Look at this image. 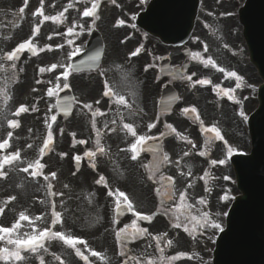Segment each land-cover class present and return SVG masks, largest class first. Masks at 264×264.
<instances>
[{
    "label": "snow or ice",
    "instance_id": "1",
    "mask_svg": "<svg viewBox=\"0 0 264 264\" xmlns=\"http://www.w3.org/2000/svg\"><path fill=\"white\" fill-rule=\"evenodd\" d=\"M27 2L28 0H25V7L27 6ZM85 3L88 2V0H84ZM113 3H115V0H112ZM101 4V0H91V7H86L82 13V15L84 17H95L96 19H98L99 17L97 16V11L100 7ZM69 8L73 7V4L69 3L68 5ZM43 0H41V7L37 10L36 13H34V15H43ZM20 12L23 13L24 12V7L20 8ZM63 17V13L58 14L57 17H49V16H44V20H57L59 21L61 18ZM119 24H124V21L121 20L119 21ZM134 27V26H133ZM36 32L39 31V28L37 27L35 29ZM73 27H69L67 29V34L68 35H72L73 34ZM69 43H72V41H69ZM28 50L29 52H32L33 54L36 53V48L35 46L31 43V40L29 41H25L20 43L15 49H13L11 52L6 53L4 56H0V60H8V61H15L17 59H19L21 53L24 50ZM207 49L205 48V51ZM41 51H43V49H41ZM82 51V49L80 47H76L74 49V51L69 55V60H71L73 57H75L76 55H78L80 52ZM140 54V50L137 49L136 51H133L132 53H130V57L131 56H138ZM198 55V54H197ZM101 54L100 53H96L94 56H89L87 58V60H81L78 64L75 63H68V64H60L59 68H62L63 71H61L59 73V75L56 77V86L54 88H49L47 90V96L48 97H56V101L55 104L53 105L54 108H56L59 112H62L64 115H69L71 113V110L73 108V105L76 103H79V101L77 100V98L75 96H65L62 99L60 98V92L65 90V89H70L71 85L69 83V77L70 75H72L73 72H79L80 68L82 65L89 63V61L95 62L97 60L100 59ZM209 65H211L212 67L217 68L218 71L221 72H225L226 73V77H234L237 81L241 80V77L235 72V71H227L224 68H220L218 65L215 64V62L211 59V57H209L207 59V62L205 63V67H208ZM58 67V65L56 63H53L49 68H41L40 72L43 73L45 71L48 72H52L54 70H56ZM12 68H15V64H12ZM0 70H3V65H0ZM145 70H147V67L145 68ZM192 75H195V73H193ZM61 77L63 78V82H62V87H61ZM187 80L192 81V76L189 75L186 77ZM39 82V81H38ZM48 83H51V81H48ZM200 84V85H208L211 84V80L210 79H200L198 81L193 82V86H195V84ZM240 87V83L236 84V88ZM216 88H219V86H214V90H216ZM106 89H107V85H106ZM220 92H222L224 95L228 96L229 99H233V93L235 92V89H220ZM219 94V93H218ZM104 95L108 96V95H113V93L111 92L110 89L106 90ZM97 103H99V101H97ZM117 103L124 105L125 107H131V105L128 104L126 98L124 96H119L117 99ZM85 108H88L89 110H91V104H87L85 103L83 105ZM33 111H36L37 109L33 108ZM29 111L28 106L26 105H20V107L17 109V111L13 114L15 116H20L22 113H26ZM51 111V109H50ZM184 112H188V109H184ZM196 109L192 108L191 112L196 113ZM103 115V113H93V116L95 115ZM240 115L242 117H244V113L243 111L240 112ZM197 119H199L198 114H197ZM246 118V117H245ZM57 119L56 115H52L50 117V120L54 123ZM8 127L9 128H17L19 127V123L16 120H9L8 122ZM47 123V121H46ZM113 123H115V121H113ZM159 123V119H157L156 122L150 123L148 124V130L151 131L154 127H156V124ZM165 128L171 129L172 132H176V129L172 126V125H168L165 124L164 125ZM201 126H203V122L201 121ZM47 127L49 129L48 134H47V138L44 140L43 143V147L40 148V153L41 156H43V154L46 152V150H50L49 146L53 143L54 141V137H53V133H52V123H47ZM93 127L95 128V121H93ZM105 127H107V124L105 125ZM123 129H126L128 133L131 134L132 137L135 138V141L133 143H131L130 147H129V151H131L132 156L131 159L132 160H137L138 155L143 152V151H149L152 153L156 152L155 148L149 147V148H145V145L148 144V142L150 140L156 139V137L153 136H149L146 134H138L135 127L132 124L129 123H123ZM115 129H113L114 131ZM204 131L206 133L212 134L210 137L207 138V140H221L224 141V137L221 135V131L219 128H217L215 125L213 126H208V127H204ZM97 141H96V151H86L84 153L85 157H88L90 160L92 158H94L97 154V152H99L100 154H105V148L100 144V131L97 129ZM12 132H8L7 136L8 139H4L2 141H0V150H5L7 148H9L11 145L9 143L10 139L12 138ZM75 135V134H73ZM163 135V134H161ZM178 137H181V134L177 133ZM188 143L192 144L193 147H195V144L189 140L187 141ZM80 144H84L86 143V141H79ZM224 143L226 144L227 141H224ZM28 147H31V145H28ZM233 152V149L229 146L228 147V155L230 156ZM190 153L189 152H184V156H188ZM66 153H62L61 156H66ZM198 155L204 156L205 152L204 151H200L198 153ZM159 163L157 164L155 169H152L151 172L152 174L149 175V179H154V173L155 171H159V167L161 164L163 163H172L170 157L168 154H163L162 157H159ZM74 160L79 163L81 160V157L79 155L74 157ZM20 163H24V161L21 160V153L20 150H17L15 152H12L8 155H3L0 156V177H4L7 174L3 171V169L5 168V166H11V165H18ZM225 163L224 159H220V160H212L211 164L212 165H216V164H220L223 165ZM176 164L179 165V161H176ZM93 168H95V165H92ZM45 167V165L40 163V160H36L33 162H28L26 167H23L22 170L25 173L29 172L30 168H34L35 170L32 171L30 173L31 176L36 177L41 175V169ZM145 167H147L145 165ZM183 175V173H181ZM53 179H55L56 177V173H50L49 174ZM188 175H191V172L189 171ZM45 180H48V176L44 177ZM227 179V177L225 178ZM161 180L166 183V184H174V178L173 177H161ZM101 181L104 182V186L107 188L108 184L107 181L105 180V178L103 176L100 177V180L97 181V183H100ZM65 187H67V185H65ZM188 187H191V184L188 185ZM51 188L52 185L49 184L48 185V189H49V194L50 195H63L62 193H53L51 192ZM157 194L159 195L160 189H156ZM109 196H114L115 197V201H116V210L117 213L127 210L128 212L133 213L139 220H143V221H148L151 222L154 218L153 215H149L146 213H142L136 210V207L134 205V203L129 199L128 195L123 192L120 191L119 189H117L115 192L109 190V192L107 193ZM175 196V192L174 191H169L166 193V195L164 197L161 198V206L163 205V203L165 202V200H172ZM123 198V199H121ZM228 197H224V199H227ZM15 197H10L9 200H14ZM186 199H187V192L186 190L181 192L179 194V203L173 205V207L171 209H166L165 212H173L174 216H175V222L173 224L174 227L176 228H181L182 227V223H181V216H185L187 218L188 215H190V213H185L184 209L186 207H190L186 204ZM198 203L200 204H205V201L201 198L198 200ZM4 209L0 208V213H3ZM52 221H51V227H46L43 230L39 231L38 233L36 232L35 229H33V234H25L24 238H21L19 236H17L16 238H12V234L17 232L21 225L22 221H28L29 222V226H32L33 223V218L29 217L28 215H26L24 212H21L19 214V218L18 220H16L13 225L11 227H5V226H0V241L5 240L6 235H7V244L9 245H14L13 249H9L8 247H2L0 248V260H9V259H14L15 261H22L25 258L21 255L22 251H31L33 253L37 252L39 249L44 248V241L46 239H53V238H58L60 240H62L64 242V244L74 248L76 250V255L80 256L82 259H84L85 261L88 260L87 256H84L80 249L77 248L76 246L78 244H83L85 245V247H88L87 245V241L80 239L78 237H74L71 235H65L63 232H58V231H53L52 229L58 224V223H62V219H61V213L57 212L55 210V203H52ZM36 220H41L42 217H36ZM192 220H196L197 224L199 225L200 228H211L213 230H219L221 232L224 231L223 227L221 226L220 223L216 222L215 220H213L211 218L210 213L208 212H203L201 214V218H197L195 216L191 217ZM114 223H118L117 221H113ZM132 227L134 229V232L131 233V237L132 239H135L137 234L140 233H147V229L144 228H137L136 227V221L134 220L132 222ZM183 230L185 232H189V229L187 227H183ZM189 234H191L189 232ZM130 235L127 232V226H125V228L122 229H118L116 232V236L117 239L120 240L125 236ZM164 235L166 236L167 233H164ZM153 239L156 240L157 242V247L159 248V241L161 239L160 236H153ZM131 242V241H130ZM172 241L169 240L168 244L171 245ZM45 251H47V249H44ZM89 251L91 252V255L94 257H98L101 260H107V258L100 252H97L95 250L89 249ZM161 253L163 252V249H160ZM119 255L120 256H126V251L124 248H121V250L119 251ZM186 254L181 253L176 257H171L168 259V264H171V260L174 259H178L181 256H184ZM56 259H59V257H55ZM190 258V257H189ZM128 259L131 260H136L137 264H140L139 260L132 256V257H128ZM128 259H125L123 261V264H128ZM161 259L163 260V257H161ZM41 264H43V261H41ZM61 264H63V262H61ZM146 264H156V262L152 259H148L146 261Z\"/></svg>",
    "mask_w": 264,
    "mask_h": 264
},
{
    "label": "rangeland",
    "instance_id": "2",
    "mask_svg": "<svg viewBox=\"0 0 264 264\" xmlns=\"http://www.w3.org/2000/svg\"><path fill=\"white\" fill-rule=\"evenodd\" d=\"M221 0H217V2H220ZM238 4H240L241 0H237ZM208 2H215V0H202V17L201 20L203 21V15L207 16V3ZM236 5H232L230 9H228V12H231L230 14L225 12V15L221 14V16H235L236 17ZM232 18V17H231ZM229 33L234 35V39L237 40V48L236 51L239 54H242V38L240 36V27L238 26V23L236 24L235 28H232ZM201 33L198 32L197 39L198 41L200 39H203L206 41L205 37L198 38ZM225 45V44H224ZM207 50L200 51L201 55L206 56L207 58L211 57V59L218 63L217 60H221V57L224 55V50L217 49L214 50L211 49L210 45H206ZM235 51V50H234ZM2 61V60H0ZM29 60L24 61V63H28ZM6 65L3 66V70H0V141L4 139H8V132H12V138L10 139V147L5 149L4 151L0 150V156L8 155L12 152H15L17 150H20L21 153V160L24 161V163H20L18 165H11V166H5L3 171L7 174L4 176V179L11 180L12 187H14V192L16 193L15 196H7L6 194L0 192V206L7 207L6 205H10V211H12V214L15 215V217L12 219V222L9 227L13 225V223L18 220L19 214L21 212H24L27 215V210L24 211H17L18 210V203L26 202L28 196L26 193V184L29 186L31 185V203L33 204L34 210L31 212V215L29 217L33 218L32 226H29L28 221H22L20 229L12 234V238H16L17 236L24 238L25 234H33V229L36 230L38 233L39 231L43 230L46 227H49V224L52 219L51 215V209L49 208V205L51 206L53 201L50 200L49 197V189L48 185L52 183L51 192L53 193H62L63 195H55L54 197L58 198V203L55 202V210L59 213L64 214L62 208L59 206L62 204L64 200H69L68 205L72 210H74V214L76 215L77 221L79 216L83 217L82 223H84L85 227L83 228V231L90 230L91 232L94 230L97 222L98 224L101 222H105L107 220L108 223L111 219V215H113V206L115 202H108L105 201L108 199V196L101 197V195H97L95 193V190L93 188L92 184H88L82 180L81 177L76 178L71 174L70 167H67V165L60 159V156L62 154L61 144L63 140V134L62 131H60L58 137L56 138V147L52 150L50 154L44 153L43 156H41L40 148L43 147L44 140L47 138L48 134V127L47 123L48 120L52 115L56 113L55 108L53 107L54 103L52 99H48V104L45 101L44 94L40 96L39 100H36V97H32L31 102H28L26 98L20 99L18 98L15 100L13 95H9L7 97V89L12 86L14 83L19 82V79L21 78V73L18 71L17 67L12 68L8 63H5ZM1 65V64H0ZM25 68V64L23 65ZM34 69H32L33 71ZM43 91V89H42ZM23 93V90L22 92ZM13 103H10V102ZM23 101V102H22ZM20 105H26L29 108V111L26 112V114L22 113L20 116L13 115L17 109L20 107ZM37 109L36 111H33L32 109ZM51 109V111H50ZM32 119L31 122L25 127L24 123L26 122V119H29L28 116ZM9 120H16L19 123V127L13 129L8 127V121ZM47 121V123H46ZM62 127V123H60V117L58 120V129L56 131L52 130L53 135H57L59 130ZM28 145H31V147H28ZM10 148L12 151H10ZM33 151L31 154L28 153L29 151ZM36 160H40V163L45 165L40 171L41 175L33 177L30 175L32 171L35 169L32 168L28 173L23 172V167L27 166L28 162H33ZM63 169V171H62ZM56 173L60 172V175H63L62 177H55L53 179L49 174L50 173ZM25 174V176H24ZM48 176L51 179L48 178V180H45L44 177ZM63 180H62V179ZM68 181V182H67ZM67 185V187H65ZM8 187H10L8 185ZM10 197H15L14 202L9 203L7 200ZM101 199V200H99ZM59 204V206H58ZM32 210V209H31ZM5 212V211H4ZM79 212V213H78ZM81 215H78V214ZM101 215V216H100ZM36 217H42L41 220H36ZM50 221V222H49ZM100 223V224H101ZM1 224V221H0ZM99 224V225H100ZM81 227V226H80ZM95 231H93L91 234H93ZM65 235H68L72 233L69 229L64 230L63 232ZM73 234H75L73 232ZM7 235L4 240L6 243L3 247H10L12 245L7 244ZM51 239H46L44 241V247L48 246V241ZM42 251L37 252V257H44Z\"/></svg>",
    "mask_w": 264,
    "mask_h": 264
},
{
    "label": "flooded vegetation",
    "instance_id": "3",
    "mask_svg": "<svg viewBox=\"0 0 264 264\" xmlns=\"http://www.w3.org/2000/svg\"><path fill=\"white\" fill-rule=\"evenodd\" d=\"M140 36L141 34L137 30H134V33H131L130 28H125L122 31V33L119 35L106 34L104 38H106L105 39L106 42L110 44L111 52L114 54V56L116 55L120 57H123V56L126 57L127 53L132 51L136 43L140 42L139 40ZM84 37L85 35L81 38L80 40L81 42L84 39ZM142 63H143L142 58H138L135 61V64H136L135 71L136 72H139L140 70L143 71L145 69V66L142 67ZM156 67H157L156 62L151 63L149 67L154 75H155ZM129 68L131 69V66ZM129 71L132 73L131 70ZM112 77L114 79L113 87L111 88L113 95L112 97H109L108 99L113 98L116 95V93L120 94L127 89L121 84L120 79L116 73H113ZM157 79H158L156 82L157 85L153 88L152 91L144 87L137 90L139 96L141 97V102H142L143 107L147 108L146 110L153 108V98L158 96L164 87L165 78L163 76H158ZM79 84H80V87H82L87 92L86 98L88 99L92 100L95 94L97 93V91H99V85L98 87L97 85H94L90 89V84H91L90 80L82 79L79 82ZM104 97L107 98L105 95ZM136 109H139L140 113L142 112V109L140 106H138ZM127 112L128 111L126 109H118L117 114H115L112 118L107 117L102 122L103 128L100 130L101 134L109 131V137L107 138L105 145L103 146L104 148H109L110 151H114L115 153L114 159H112V162L109 163L106 166V168L116 169V171H118L117 175L120 177L123 175L124 169H127L128 167L127 165L128 164L131 165L130 154H129L128 149L131 143L133 142V137L131 136V134L128 133L126 129H123V123L132 124L135 127L138 134L144 131L143 121L145 119V116L144 115L141 116V114L140 115L139 114H136V115L127 114ZM88 115L93 116V112L90 110ZM140 117H142L143 119H141ZM113 121H115V123H113ZM160 121H161V125L159 126V128H157L156 130H154L153 128L151 130V134L158 135L162 132V130L164 129V124H163L162 119ZM106 124H107V127H105ZM113 129L115 130L113 131ZM80 152L82 153L83 151L80 150ZM95 157H97V155ZM137 163L140 168L146 169L149 166H151L152 169H155L157 164L159 163V159L158 157L149 158L145 156L142 162H135L134 165H136ZM145 165L147 167H145ZM162 174H163V170L161 169V165H160L159 171H155L154 173V179H151L153 182L156 183V188L154 190V193H157L156 189H160L159 188L161 186L160 178ZM159 195L164 196V189H162L161 192H159Z\"/></svg>",
    "mask_w": 264,
    "mask_h": 264
},
{
    "label": "water",
    "instance_id": "4",
    "mask_svg": "<svg viewBox=\"0 0 264 264\" xmlns=\"http://www.w3.org/2000/svg\"><path fill=\"white\" fill-rule=\"evenodd\" d=\"M192 1V12L194 13L197 0ZM242 18L246 24V38L254 60L264 70V0H250L247 10L245 8L242 11ZM247 161L248 164L253 162L252 172L254 174L251 181H255L257 197L253 201V211L249 217L247 216L248 219L244 213H238L246 203L245 197L239 199L237 209L233 213L238 214V219L241 222L239 223L237 219L230 229L232 235L228 238L229 243L226 245V259L221 264H264V256H261L259 251L256 260H254L253 257H246L243 248L245 245L249 246L248 240L264 238V141L257 144L254 153L247 158ZM254 162L257 167L254 166ZM255 209L257 213H255ZM260 249L264 255V240L261 241Z\"/></svg>",
    "mask_w": 264,
    "mask_h": 264
}]
</instances>
